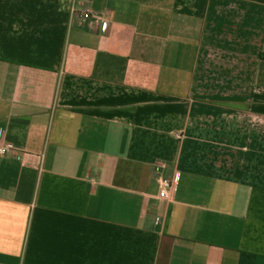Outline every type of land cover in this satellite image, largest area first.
I'll return each mask as SVG.
<instances>
[{"label": "crops", "instance_id": "obj_1", "mask_svg": "<svg viewBox=\"0 0 264 264\" xmlns=\"http://www.w3.org/2000/svg\"><path fill=\"white\" fill-rule=\"evenodd\" d=\"M1 148L0 264H264V0H0Z\"/></svg>", "mask_w": 264, "mask_h": 264}, {"label": "built area", "instance_id": "obj_2", "mask_svg": "<svg viewBox=\"0 0 264 264\" xmlns=\"http://www.w3.org/2000/svg\"><path fill=\"white\" fill-rule=\"evenodd\" d=\"M84 19H88L91 17L90 12H86L82 15ZM8 152L6 148L0 149V155H5ZM157 172L161 171V167L158 166L156 168ZM180 181V173L175 172L172 177H162L158 180L159 183V193L158 197L159 199L163 201H172L174 200L179 186Z\"/></svg>", "mask_w": 264, "mask_h": 264}]
</instances>
